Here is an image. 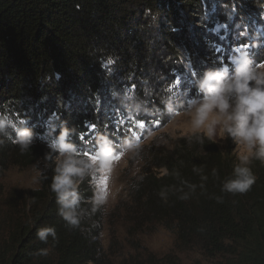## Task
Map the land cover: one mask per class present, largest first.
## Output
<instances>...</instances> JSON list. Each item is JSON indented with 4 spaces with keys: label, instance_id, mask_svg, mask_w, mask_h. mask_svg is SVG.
<instances>
[{
    "label": "trees",
    "instance_id": "trees-1",
    "mask_svg": "<svg viewBox=\"0 0 264 264\" xmlns=\"http://www.w3.org/2000/svg\"><path fill=\"white\" fill-rule=\"evenodd\" d=\"M245 46L264 62V0H0V112L26 119L35 134L25 153L0 147V177L42 166L38 188L3 194L0 264H181L141 246L158 227L211 264H264V163L252 162L248 192L223 191L238 163L228 134L224 151L203 133L167 150L141 146L148 166L108 214L91 213L96 188L86 175L78 227L59 216L50 190L59 161L49 145L61 130L80 156H95L101 138L116 155L200 100L196 81L230 67ZM41 227L55 238L41 242Z\"/></svg>",
    "mask_w": 264,
    "mask_h": 264
},
{
    "label": "clouds",
    "instance_id": "clouds-1",
    "mask_svg": "<svg viewBox=\"0 0 264 264\" xmlns=\"http://www.w3.org/2000/svg\"><path fill=\"white\" fill-rule=\"evenodd\" d=\"M234 51L235 54L230 57V67L224 65L207 71L196 81L202 98L190 101L187 107L193 114V133H203L211 139L219 128L221 135L226 133L244 146L245 151L239 155V162L233 167L234 178L227 180L222 188L228 193L244 194L257 179L251 167L252 162L264 163V62L255 63L246 46ZM69 135V130L63 129L49 145L52 152L58 154L59 160L55 175L51 178L50 190L59 205V216L69 226L78 227L85 214L81 208L79 183L94 171L103 172L90 200L91 213H96L108 203L111 195L108 181L116 157L111 142L101 138L95 156L89 157L87 161L80 159L77 149L69 142ZM34 139L35 134L28 127L26 119L10 115L7 111L0 112V147L8 142L25 153ZM140 147L141 143L137 139L127 143L120 155L123 157L129 151L138 152ZM97 164L99 169L95 167ZM36 235L41 242L46 243L50 236L55 238V229L41 227Z\"/></svg>",
    "mask_w": 264,
    "mask_h": 264
},
{
    "label": "rangeland",
    "instance_id": "rangeland-1",
    "mask_svg": "<svg viewBox=\"0 0 264 264\" xmlns=\"http://www.w3.org/2000/svg\"><path fill=\"white\" fill-rule=\"evenodd\" d=\"M192 115L193 114L189 112L188 109L179 112L178 115H172L165 126L151 132L145 140L140 142L141 146L147 147L148 145H151L163 150L169 149L171 143L175 139L186 137L193 133L191 130ZM226 137V133L221 135L219 128H217L216 134L211 139L222 151H224L227 146ZM232 144L235 146L234 153L238 160L239 155L243 154L245 148L236 138L232 140ZM121 152L114 155L116 160L114 161V167L110 173V179L108 181L111 195L108 203L102 206L104 214H108L118 200L126 197L132 180L137 177V175L141 174L142 170L148 166L147 163L141 160L139 155V153H143L145 150H140L138 152L129 151L126 152L123 157L120 155ZM89 157H92V155H78V158L86 161ZM57 161H59L58 156ZM95 167L99 169L98 164L95 165ZM41 172V164L24 169L12 166L4 171L2 177H0V211L4 208L3 194L5 195L10 189H16L19 192L21 191L24 195V193H28V191L38 188V178ZM88 176L92 178L96 188L97 181H100L103 177V172L94 171ZM108 227V224L104 221L101 234V241L104 247L108 244ZM117 229V232L121 234V229L119 227ZM174 242L173 235L166 232L161 227L156 228L151 234L141 236L140 239L143 249L152 252L157 257L175 254L179 257L181 264H211V260L201 255L198 251L193 250L192 248L179 250V248L174 247Z\"/></svg>",
    "mask_w": 264,
    "mask_h": 264
}]
</instances>
